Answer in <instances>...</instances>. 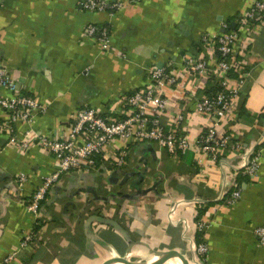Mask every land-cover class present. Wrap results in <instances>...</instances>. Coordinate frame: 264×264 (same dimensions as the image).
I'll list each match as a JSON object with an SVG mask.
<instances>
[{
    "label": "crops",
    "instance_id": "crops-1",
    "mask_svg": "<svg viewBox=\"0 0 264 264\" xmlns=\"http://www.w3.org/2000/svg\"><path fill=\"white\" fill-rule=\"evenodd\" d=\"M85 1L0 0V68L45 109L31 123L17 124L20 138L28 130L57 131L86 107L116 108L145 85L149 67L180 62L184 54H208L201 47L203 36L221 33L224 23L238 29L239 17L256 0H143L116 15L89 11ZM90 27L99 33L108 29V51L98 33L85 37ZM243 38L250 40L244 59L247 92L235 123L226 127L234 129L244 150L227 153L222 166L208 161L201 166L192 155L177 159L154 144L139 145L122 169L104 164L95 172L62 176L36 217L28 198L57 163L43 149L23 151L1 136L0 264L148 263L171 250L194 264L197 219L205 208L201 222L210 225L203 233L209 248L205 264H264V247L255 234L264 227V145L259 175H237L246 152L264 136V25L254 35L245 31ZM126 53L129 58H122ZM0 95L11 97L6 90ZM0 118L6 119L1 107ZM198 121L189 122L196 135ZM19 174L29 177L24 193L16 189ZM235 182L243 185L242 197L227 205L220 198ZM176 205L172 223L169 213ZM92 217L115 221L129 239L97 220L88 225ZM30 233L35 242L20 249ZM164 264L182 263L174 258Z\"/></svg>",
    "mask_w": 264,
    "mask_h": 264
},
{
    "label": "built area",
    "instance_id": "built-area-1",
    "mask_svg": "<svg viewBox=\"0 0 264 264\" xmlns=\"http://www.w3.org/2000/svg\"><path fill=\"white\" fill-rule=\"evenodd\" d=\"M141 1L86 0L84 6L92 12L116 15L128 5ZM263 25L264 0H256L239 17L238 29L224 23L221 33L203 36L201 47L208 54H184L180 62L153 65L147 69L145 85L125 96L116 108H83L67 126L45 135L28 130L22 138L18 136L17 124L31 123L45 109L21 91L8 69L0 68V91L11 93V97L0 95V107L6 113V119L0 118V137L6 136L10 146L23 151L34 147L43 149L57 163V170L43 178L41 186L31 196L29 211L39 216L51 188L62 176L75 171L95 172L104 164L111 169H122L128 165L133 148L139 145L154 144L177 159L193 155L201 166H205V161L222 166L227 153L243 151L244 146L236 139L234 129L226 125L235 123L238 104L247 92L248 74L244 59L250 40L243 38V33L254 35ZM100 30L99 33L96 27H90L85 37L91 38L98 33L102 49L108 51L109 31L106 28ZM121 56L129 58L127 53ZM176 92L179 94L174 102ZM193 118H197L201 126L197 135L189 125ZM263 145L264 136L246 152L244 166L237 175L252 179L259 175ZM28 183L29 177L19 174L15 181L17 191L24 193ZM242 186L241 182H235L220 200L235 205L242 197ZM178 206L170 210L172 223ZM187 223L181 221L184 235L190 239ZM196 227L197 232L203 234L210 225L197 222ZM255 234L260 246L264 247V227H258ZM35 239V233H30L20 249L33 244ZM208 249L206 242L195 247L197 263L205 262L203 258ZM17 253L18 250L8 261Z\"/></svg>",
    "mask_w": 264,
    "mask_h": 264
},
{
    "label": "water",
    "instance_id": "water-1",
    "mask_svg": "<svg viewBox=\"0 0 264 264\" xmlns=\"http://www.w3.org/2000/svg\"><path fill=\"white\" fill-rule=\"evenodd\" d=\"M93 220H97L99 223H102V224H105V225H108L110 227L115 228L120 233H122V235L126 239H129V235L127 234V232L115 221H113L111 219H104L102 217H92L89 220L88 225H90V223H92ZM174 258L179 259L182 264H190L189 261L187 259H185V257L176 250L167 251V252L163 253L162 255H159L158 259L154 262L135 263V262H131V261L123 260V259H114V260L108 261L105 264H164L166 261H168L170 259H174ZM194 264H204V263H202V262L197 263L194 259Z\"/></svg>",
    "mask_w": 264,
    "mask_h": 264
},
{
    "label": "trees",
    "instance_id": "trees-1",
    "mask_svg": "<svg viewBox=\"0 0 264 264\" xmlns=\"http://www.w3.org/2000/svg\"><path fill=\"white\" fill-rule=\"evenodd\" d=\"M48 196H47V199H48ZM28 199L30 200L31 197L28 198ZM45 203H46V201L43 204H45ZM43 204H42V206H43ZM42 206H41V208H42ZM41 208H40V210H41ZM207 211H208V208L207 209L205 208V210L201 212L199 218L197 219V222L200 223L202 221V218H203V216H205V214L207 213ZM204 236H205L204 234L197 232V236H196V246H199L200 244H202L203 242H205V237ZM206 258H207V256L203 258L204 261H205V262H203L204 264L206 263Z\"/></svg>",
    "mask_w": 264,
    "mask_h": 264
},
{
    "label": "rangeland",
    "instance_id": "rangeland-1",
    "mask_svg": "<svg viewBox=\"0 0 264 264\" xmlns=\"http://www.w3.org/2000/svg\"><path fill=\"white\" fill-rule=\"evenodd\" d=\"M194 256L197 257L195 253H194ZM195 257H194V258H195Z\"/></svg>",
    "mask_w": 264,
    "mask_h": 264
}]
</instances>
